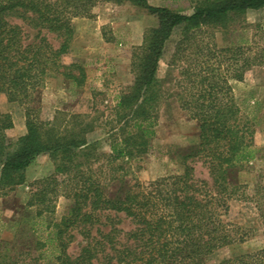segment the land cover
<instances>
[{
  "label": "trees",
  "instance_id": "16d2710c",
  "mask_svg": "<svg viewBox=\"0 0 264 264\" xmlns=\"http://www.w3.org/2000/svg\"><path fill=\"white\" fill-rule=\"evenodd\" d=\"M188 1L202 3L192 14L183 15L150 6L146 0H0V94L26 107V134L16 140L8 136L13 129L10 117L0 113V191L21 186L26 169L37 157L47 155L54 174L27 207H44L36 211L35 218L52 214V201L61 186L66 191L61 195L71 201L60 222L50 224L45 239L35 242L39 255L34 262L47 258L41 253L47 247L55 264H205L209 256L243 239L239 229L225 220L229 201L253 202L264 223V188H256L247 198L238 182L240 167L260 153L253 142L252 127L240 120L229 84L242 81L245 72L254 66L247 56L229 78L209 70L197 75L185 72L186 86L177 98L180 108L198 124L197 144L179 154L184 166L181 175L159 179L145 189L130 187L120 177L116 179V190L109 192L93 171L98 159L93 154L94 144L85 140L84 128L72 126L60 131L51 122L31 117L28 107L34 94L50 80L61 78L77 88L86 80L82 63H64L71 52L74 20L91 19L101 4L130 3L155 16L158 24L145 31L133 53V83L115 107L120 126L110 130L113 134L107 160L112 165L138 159L146 153L154 135L156 108L164 97L162 91L160 97L156 73L174 31L224 26L230 14L264 9V0ZM195 159L202 161L210 184L195 180L193 168L187 165ZM102 213L124 215L133 229L124 233L110 222L107 233L97 230L98 238L91 237L89 229L99 223L98 215ZM73 231H79L85 245L71 258L67 249ZM28 252L20 254L14 246L0 243V264H19L30 255ZM218 264H264V249Z\"/></svg>",
  "mask_w": 264,
  "mask_h": 264
},
{
  "label": "rangeland",
  "instance_id": "374dc122",
  "mask_svg": "<svg viewBox=\"0 0 264 264\" xmlns=\"http://www.w3.org/2000/svg\"><path fill=\"white\" fill-rule=\"evenodd\" d=\"M146 1L150 6L165 7L183 15L192 14L202 3ZM223 22L224 26H206L193 32L183 33L177 29L166 43L156 73L157 88L160 97L161 91L164 97L162 102L160 98L156 108L154 135L149 139L147 151L135 161L110 165L107 160L113 134L110 130L120 126L115 107L133 83V53L141 45L145 31L156 28L158 24L155 16L130 3L101 4L94 9L91 19L74 20L71 52L64 63H82L86 80L80 88L61 78L50 80L45 88L34 94L28 107L31 117L51 122L60 131L70 130L72 126L84 128L87 131L85 140L94 144L93 154L98 159L93 171L107 185L109 192L116 190V179L120 177L130 187L145 189L159 179L181 175L184 166L179 154L197 144L198 124L180 108L177 98L186 86L185 72L197 75L209 70L229 78L238 72L247 56L254 66L245 72L242 81H229V84L240 110V120L252 127L253 142L260 149L257 158L243 164L238 173L244 196L250 198L256 188H264V9L230 14ZM49 40L56 45L52 37ZM220 50L229 52L219 53ZM0 113L8 115L12 121L13 129L8 133L11 139L16 140L26 134L24 105L10 102L0 94ZM187 165L193 168L195 180L210 184L202 161L191 160ZM118 166L122 169L119 170ZM53 174V162L47 155H41L26 169L25 182L21 186L12 191H0V243L7 244L9 248L14 246L17 253L29 251L30 254L19 264H55L47 247L41 252L47 258L33 261L39 255L35 242L45 239L50 224L60 222L71 201L61 195L66 192L61 186L52 201V214L43 213L41 218H35L36 211L44 207L41 204L27 207L28 201L43 189L45 181ZM228 206L225 220L239 229L243 239L209 256L205 264H218L230 257L264 249V223L255 204L239 199L229 201ZM98 216L99 223L89 229L91 237L98 238L97 230L107 233L110 222L124 233L133 229L122 214L102 213ZM72 234L74 238L67 253L74 258L85 245V240L79 231Z\"/></svg>",
  "mask_w": 264,
  "mask_h": 264
}]
</instances>
